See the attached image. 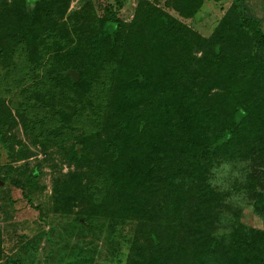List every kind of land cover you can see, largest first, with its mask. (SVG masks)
<instances>
[{
    "label": "rangeland",
    "instance_id": "374dc122",
    "mask_svg": "<svg viewBox=\"0 0 264 264\" xmlns=\"http://www.w3.org/2000/svg\"><path fill=\"white\" fill-rule=\"evenodd\" d=\"M20 2L0 0V264H264V50L231 12L238 2L264 31V0H66L53 13L55 0H43L32 47L7 38L24 23ZM108 26L116 34L105 36ZM134 65L152 91L129 92ZM70 68L78 83L61 75ZM145 96L154 100L149 127L122 147L125 103ZM229 128L208 176L189 170L192 149H146L214 143ZM204 186L215 188L206 231L193 222Z\"/></svg>",
    "mask_w": 264,
    "mask_h": 264
},
{
    "label": "trees",
    "instance_id": "16d2710c",
    "mask_svg": "<svg viewBox=\"0 0 264 264\" xmlns=\"http://www.w3.org/2000/svg\"><path fill=\"white\" fill-rule=\"evenodd\" d=\"M8 1V0H7ZM66 0H55V6H52L51 13L54 12L55 8H58V6H62ZM216 2H220L222 0H214ZM241 1V0H238ZM43 0H21L24 17L23 22H18L15 24V29H19L20 34L19 36H16V34L9 33V28L7 27V38H26L29 42L30 47L34 45V43L37 40V36H35V28H38L41 25V20L38 15V7L40 4H42ZM8 5V3H7ZM65 6L63 7V9ZM238 11V12H237ZM231 12H237L235 14L236 20H237V26L241 31H245L249 29L251 31V36L254 42V46L259 50H264V31L261 29V25L258 21L248 18L244 11H242L241 7L239 8V3L235 2L233 5V9ZM230 12V13H231ZM229 13V14H230ZM231 17H226L223 23L219 26L218 30L215 32L213 37L208 40V42H216L218 38L221 36L222 31L226 29L228 24L230 23ZM159 21L162 24L164 28H175L174 25L176 21L165 14L159 15ZM141 23L140 17L137 18V20L133 23V28L136 29ZM181 26V25H180ZM184 29L185 27L182 26ZM116 29L113 30L110 26L105 27L104 29V35L105 36H111L112 34H116ZM143 40H145V37H142ZM147 69L149 67L147 66ZM69 70H72L71 68ZM68 70V71H69ZM128 70V78L125 81V85L129 92H141V91H148L151 89V81L147 76L146 71L138 70L137 66H127ZM137 71V73H135ZM150 70V69H149ZM76 71V70H74ZM77 72V71H76ZM66 73V72H65ZM65 73H62L61 75L64 77ZM79 73V72H78ZM80 74V73H79ZM80 80H81V74H80ZM152 91V89H151ZM129 100L125 103V109H132L131 114L127 115L122 121L119 126L118 132H121L122 135L118 137L119 140L123 141L122 147H128V139L129 137H133L132 143L134 141H141L142 137L146 130L149 127V121L146 117V113H148L149 108L151 105H154V100L150 96H145V98L141 101H137L134 97H129ZM247 115L246 109L243 106H238L233 114V119L236 123H240ZM109 133V128H106L105 130V138L107 137ZM235 131L234 129H224L220 130L218 132V137L214 143H207V144H199L198 139L195 138L193 140V145L189 148V143H185L184 146L179 145L177 142L175 144H168V141L162 145V146H156L152 142H148L146 149H148L149 155H157L164 153V155L173 154L175 156H178L180 154L182 157L187 151L185 149H192L190 151V155H188L191 160V165L189 163V170L192 171V173H198L203 176H208L210 173H212L216 168L221 164V159L223 157V152H225L229 148V140L234 136ZM93 138V137H92ZM90 138L89 140H92ZM3 138L0 136V167L4 166V157H7L8 150L6 148L5 143L2 140ZM105 140H108L105 139ZM86 143H83L82 141H79L75 143L74 151L77 155H80L79 153L82 152L84 149ZM181 149V150H180ZM179 150L181 152H179ZM260 153H262L261 150H259ZM6 153V154H5ZM188 154V153H187ZM252 168V169H251ZM156 170H161L160 167H157L155 165ZM256 171L253 166L248 167V171ZM153 173V171H149L147 173L140 172L142 176L145 178H149L150 175ZM140 175V176H141ZM251 173L247 177V181L250 179ZM206 190V191H205ZM202 195H200L195 203V207L193 209L196 210L194 213V225H196L198 228L204 229L206 231V226H211L213 221V215L210 212L206 210L208 206H211V203L213 202L212 198L215 193V188H212L211 186H204L202 188ZM257 194L261 195V197H264V192L262 190H258ZM163 209V208H162ZM196 233L194 236L199 237L203 240V234L196 228ZM201 241V240H199Z\"/></svg>",
    "mask_w": 264,
    "mask_h": 264
},
{
    "label": "water",
    "instance_id": "95a60500",
    "mask_svg": "<svg viewBox=\"0 0 264 264\" xmlns=\"http://www.w3.org/2000/svg\"><path fill=\"white\" fill-rule=\"evenodd\" d=\"M65 75L70 77L74 83H78L80 81V74L74 70L67 71Z\"/></svg>",
    "mask_w": 264,
    "mask_h": 264
}]
</instances>
